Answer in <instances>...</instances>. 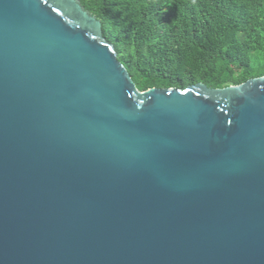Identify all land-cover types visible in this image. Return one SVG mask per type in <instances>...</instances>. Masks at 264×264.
<instances>
[{
	"label": "water",
	"instance_id": "water-1",
	"mask_svg": "<svg viewBox=\"0 0 264 264\" xmlns=\"http://www.w3.org/2000/svg\"><path fill=\"white\" fill-rule=\"evenodd\" d=\"M0 264H264V75L139 90L79 0H0Z\"/></svg>",
	"mask_w": 264,
	"mask_h": 264
},
{
	"label": "trees",
	"instance_id": "trees-1",
	"mask_svg": "<svg viewBox=\"0 0 264 264\" xmlns=\"http://www.w3.org/2000/svg\"><path fill=\"white\" fill-rule=\"evenodd\" d=\"M139 90L264 75V0H79Z\"/></svg>",
	"mask_w": 264,
	"mask_h": 264
}]
</instances>
